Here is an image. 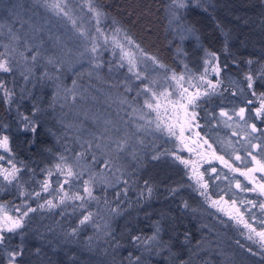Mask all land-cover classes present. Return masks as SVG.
Listing matches in <instances>:
<instances>
[{
  "label": "rangeland",
  "instance_id": "1",
  "mask_svg": "<svg viewBox=\"0 0 264 264\" xmlns=\"http://www.w3.org/2000/svg\"><path fill=\"white\" fill-rule=\"evenodd\" d=\"M55 3H60L68 16L51 6ZM91 9L102 13L99 20ZM171 9L170 29L180 41L176 66L148 52L95 0H0V60L7 59L11 72L16 71L0 82V97L11 103L15 97L25 95L35 104L34 93L42 84L45 93L38 97H44L45 103L52 102L51 107L54 101L62 102L72 118L68 124L73 126L71 136L81 142L76 149L66 141L67 146L57 151L59 160L54 162L53 170L44 171V166L36 173L35 166L15 159L12 136L3 131L0 134V138H9L8 150L0 147V227L5 235V242L0 244V264H10L9 253L16 251L22 254L15 258V264H158L152 262L154 250L156 259L163 256L165 264H264V239L257 235L264 232V130L256 127L253 131L256 123L252 113L242 106L245 113L241 119L237 115L240 107L226 102L225 96L217 101L219 109H213L210 98L218 93L223 80L222 71H212L219 61L208 62L206 53L210 51L202 49L196 35L186 31L182 10L173 0ZM93 45L96 52L91 51ZM140 49L159 63L142 56ZM105 52L111 56L108 75L121 81L119 84L126 83L123 93L115 86H106L108 80L100 74ZM124 52L135 56L133 72L128 70ZM61 64L75 75L88 72V76H82L83 81L75 76L67 80L61 74ZM91 74L101 77L100 81L92 84ZM173 74L184 76L179 85L172 79ZM149 88L157 93L156 98L146 91ZM183 88L188 89L183 93L185 98L197 89L201 94L208 93L200 95L194 106H188V115L179 107L186 103V99L179 98ZM6 92L12 95L6 96ZM162 92L170 95L161 97ZM145 101L161 106L150 109ZM193 112L195 119H191ZM22 116L27 115L18 112L15 124L16 130L24 133ZM255 117L264 120V114ZM31 121L36 123V117ZM169 125L176 136L169 135ZM122 140L127 144L118 151L116 142ZM154 155L159 159H153ZM217 157H223L228 166ZM65 165L77 175L67 176ZM14 167L15 179L6 180L5 170L11 172ZM134 169L146 178L144 189L161 186L166 195L163 202L169 207L174 204L198 224L195 255L189 259H181L171 240L161 235L162 219L157 222L156 218L171 216L166 206L150 222L151 234L132 235L135 259L132 252H117L112 242H117L113 236L124 210L102 208L99 199L93 203L96 208L91 206L96 199L93 182L117 187L123 181L128 189L135 184L132 177L128 178ZM160 169L165 172L164 182L155 176ZM53 179L59 187L54 186ZM85 187L91 188V197L84 192ZM175 198L176 204L172 202ZM89 213L90 219L81 224ZM8 218L20 219L22 227L8 232ZM120 224L127 232L129 223ZM137 236L141 239L136 240ZM154 243L161 246L152 250Z\"/></svg>",
  "mask_w": 264,
  "mask_h": 264
},
{
  "label": "trees",
  "instance_id": "2",
  "mask_svg": "<svg viewBox=\"0 0 264 264\" xmlns=\"http://www.w3.org/2000/svg\"><path fill=\"white\" fill-rule=\"evenodd\" d=\"M95 2L108 15L122 24L128 33L133 34L148 52L156 54L164 63L176 66L178 55L176 47L180 41L177 34L170 29L169 17L172 0H95ZM186 3V7L180 8L182 10L181 20L187 26L194 27V34L200 41L202 49L216 54L222 71L223 80L221 81L222 85L218 88L219 95L215 92L217 96L210 98L213 109H219V97L225 96L226 102H232L240 108L245 106L248 109L247 112L252 113V117L254 116L253 121L256 126L264 130V120L257 121L255 113H253L260 107L261 100L264 98L262 97L264 77L260 75L264 70V0H186ZM102 55L103 62L101 70H99L100 74L106 78V82L108 80L106 86H115L123 93L126 90V83L119 84L121 81H115L114 77L108 75L111 56L108 55V52ZM248 61H252V63L249 64ZM61 65H63L60 67L61 74L67 80L74 79L75 76L83 81L82 76H88V72L75 75L71 68L64 64ZM10 73H16V71H0V82H5L6 76ZM247 75H252L254 78L251 89L247 87ZM90 77L92 84L99 82L101 78L94 74H91ZM242 80L244 83L241 85V89H237ZM41 87L44 86L41 84ZM41 87L38 86V91L34 93L35 104L27 101L25 95L15 97L11 103H6L5 99L0 97V134L3 131L12 136L15 159L18 162L21 159L23 165L35 166L36 173L42 172L39 169L44 166L46 167L43 168L44 171L53 170V164L59 158L57 151L67 146L66 141H70L71 146L76 149L81 147L80 140L71 136L70 130L73 126H68L72 120L70 112L67 113L63 109L62 102L54 101V106L51 107L52 102L45 103L44 97L39 98V94L45 93ZM18 112L21 115H27L31 120L36 117V123H33L36 124L35 132L26 129L24 133H21L16 130L15 123ZM35 113H37L36 116ZM155 174L158 181L164 182V170L160 169ZM131 177L135 184L128 189H125L123 181L117 187H106L97 180L93 182L96 186L94 187V198L96 199L91 202V206L96 208L93 203L99 199L98 204L102 208L124 210L117 221L118 231L113 236L117 240V242H112L114 246L116 245L117 252L120 255L132 252L131 257L135 259L137 253L132 245V235L151 234L153 231L152 220L157 217V212L159 213L166 206L170 209L171 216L156 218L157 222L162 219L160 221L161 235L171 240L172 248L179 255L181 253V259H189L195 255L198 224L192 221L187 214L185 215L178 208L173 207L174 204L169 207V204L163 202L166 195L161 186L152 187L149 192V188L144 189L146 178L143 175L134 169L128 176V178ZM51 181L54 186L59 187V183L55 182V179ZM145 196H149L150 199H145ZM5 197H7L6 194ZM172 202L176 204L178 199L175 198ZM120 222L129 223L130 227L128 225L127 232ZM152 246V248L150 247L152 250L153 248L158 249L161 244L154 243ZM143 251L145 253V250ZM154 254L155 250L152 251V262L155 260L158 264H165L162 262L163 256L157 260ZM105 256L109 258L110 254L106 253Z\"/></svg>",
  "mask_w": 264,
  "mask_h": 264
},
{
  "label": "snow or ice",
  "instance_id": "3",
  "mask_svg": "<svg viewBox=\"0 0 264 264\" xmlns=\"http://www.w3.org/2000/svg\"><path fill=\"white\" fill-rule=\"evenodd\" d=\"M173 3L176 5L177 8H184V7L187 6L186 0H173ZM51 6L54 7V8L59 9V11L60 12H63V14L65 16H68V12L65 11V8L62 7L60 3H55V4L51 5ZM91 10L95 12L96 17H97V20H99V17L102 15V13L99 12V11H97L96 9H91ZM174 15H175V13H174ZM177 19H179V17H177ZM73 23H75V21H73ZM186 31L187 32H190V33H194L195 32V29H194L193 26L189 25L187 27ZM13 39H17V38L16 37H13ZM126 39H128V38L126 37ZM129 43H132V41L130 39H129ZM118 46L121 47V49H123V45H118ZM136 47H137V49H139V45H136ZM91 51L92 52H96L97 51L95 45H93V47L91 48ZM140 54L142 56H147V54L144 53L142 49H140ZM0 55H2V54H0ZM206 55L210 58L208 60L209 63H213V62H215V61L218 60V57L213 52H208V53H206ZM123 56H124V59H127V61H128V64H129V69L128 70H129V72H133L134 69H135V66H136V60H135L134 54H131L129 52H124ZM147 58L150 59V60H152L154 63H159L156 60L155 57L147 56ZM32 59L35 60L36 59V56H33ZM248 63L251 64L252 61H248ZM159 66L161 68L164 67L163 64H160ZM121 67H123V64H121ZM0 71H3V72H11L12 71V68L9 66V61L7 59L0 60ZM205 71H207V69H205ZM212 71L219 73L221 71V69H220L219 65L216 64L213 67ZM260 75H261V77H264V70L261 71ZM139 78L140 77L137 74V79H139ZM172 79L173 80H176L177 81V84L179 85L180 81H182L184 79V76L181 75V76H179V78H177L176 75L173 74ZM200 79L203 80L204 77L202 76V77H200ZM246 80L248 81L247 87L251 89L253 87V83H254L253 76L252 75H247L246 76ZM182 87L183 86L181 85V88ZM0 88H3V85L2 84H0ZM213 89H215V86H213ZM146 91L152 92V96L154 98L157 97V93L156 92H153L150 88L149 89H146ZM187 91H188L187 88H183V92L179 93V98L180 99H186V103L179 105V107H181L182 109H184L185 115H188V111H187L188 110V106L189 105H193L194 106L195 103H196V100L199 98L200 95H208L207 92H204V93L201 94L199 92V90L197 89V91L195 93L190 94V95H188L185 98L184 95H183V93H186ZM11 95H12V93L6 92V96L10 97ZM169 95H170V93H167V92L160 93V96L161 97H164V98H167ZM253 95H255L254 92H253ZM262 97H264V94H262ZM168 102L171 103L170 100ZM145 103H146L147 107L150 108V109H159L160 106H161L160 103H158V102L149 103L148 101H145ZM244 113H245V109L244 108H240V110L237 113V115H239L240 118L243 119L244 118ZM261 114H264V98H262V100H261L260 107L255 110V115L256 116L259 117V116H261ZM221 115H225L226 116L227 113L226 112H222ZM21 119L23 121H25L24 127L26 129H28V130H30L32 132H35L36 131V125L33 124V122L30 120V118L28 116H22ZM191 119H195V113L194 112L191 114ZM159 127H160V125L157 124V128H159ZM252 128H253V131H256L257 130L256 129V126L254 124L252 125ZM167 131H168L169 135H173V136H176L177 135V133L175 131H173V128H172L171 125L167 126ZM182 133H183V127H181V136H182ZM177 138H181V137L178 136ZM8 139L9 138L6 135L3 136L2 138H0V147L8 150ZM126 144H127V140L117 141L116 142V148H117V150L118 151H123L124 150V146ZM256 147H259V145H257ZM0 158H2V157H0ZM152 158L153 159H159V155H154ZM236 158L239 159L238 156ZM177 159H179V157H177ZM217 159L221 160L222 162H224L226 164V166H228L227 165V162L226 161H223V157H217ZM61 160L63 161L64 160V157H61ZM181 162L182 163H185V164L188 163L187 161H181ZM56 167L57 168H60L61 166L58 164V165H56ZM65 167L67 168V176L71 177V176L77 175V174H75L73 172L71 166L65 165ZM214 170L215 169H213V171ZM261 170H264V164H261ZM16 171H17V169H15V167L13 168V170L11 172H7V170H5V172L7 174L5 175L4 178L6 180L9 179V178L15 179ZM65 182L67 183V180ZM85 183H88V182H85ZM237 186L239 187V185H237ZM47 187H48L47 184H45L44 185V190L45 191L47 190ZM204 187H206V185H204ZM261 190L264 191V185H261ZM84 192H86L89 197L92 196V190H91L90 187H85L84 188ZM149 192H151V189H149ZM74 198L75 199H80V200H83L84 199V197H82V196H76ZM61 202H63V199L61 200ZM48 204L51 205L52 202L51 201H48ZM41 207H43V206L41 205ZM262 207H264V205H262ZM29 211H34V209H29ZM23 215L26 216L27 215V212H25ZM90 216H91L90 213L88 215L84 216V218L80 221V223L81 224H84L86 221H88L90 219ZM20 227H22V221L20 219L13 220L11 218H8V227H7V231L8 232H12L15 229L20 228ZM257 235H259L262 239H264V232H259V233H257ZM155 238L156 237L154 236L151 239H155ZM249 238H251V237H249ZM135 239L136 240H140L141 238L139 236H137V237H135ZM4 242H5L4 229L2 227H0V244H3ZM21 254H22V252H20V251H16V252L9 253V256L11 258L10 259V264H15V258L18 255H21ZM138 259L139 258L137 257V260Z\"/></svg>",
  "mask_w": 264,
  "mask_h": 264
},
{
  "label": "flooded vegetation",
  "instance_id": "4",
  "mask_svg": "<svg viewBox=\"0 0 264 264\" xmlns=\"http://www.w3.org/2000/svg\"><path fill=\"white\" fill-rule=\"evenodd\" d=\"M257 127V126H256ZM258 128V127H257ZM260 128V127H259Z\"/></svg>",
  "mask_w": 264,
  "mask_h": 264
}]
</instances>
